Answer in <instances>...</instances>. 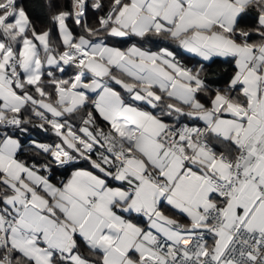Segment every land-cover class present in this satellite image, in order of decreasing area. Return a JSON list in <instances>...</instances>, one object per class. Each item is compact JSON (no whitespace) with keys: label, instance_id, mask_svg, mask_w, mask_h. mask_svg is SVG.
I'll return each mask as SVG.
<instances>
[{"label":"snow or ice","instance_id":"6c2138e0","mask_svg":"<svg viewBox=\"0 0 264 264\" xmlns=\"http://www.w3.org/2000/svg\"><path fill=\"white\" fill-rule=\"evenodd\" d=\"M44 8L0 0V264H264V0Z\"/></svg>","mask_w":264,"mask_h":264},{"label":"trees","instance_id":"16d2710c","mask_svg":"<svg viewBox=\"0 0 264 264\" xmlns=\"http://www.w3.org/2000/svg\"><path fill=\"white\" fill-rule=\"evenodd\" d=\"M20 2L25 3L26 8L29 11V15L31 16L34 22H36L37 24L41 26L47 22L48 13L46 9L44 8L45 0H20ZM53 34L55 36V29H53ZM134 42H135V39L133 38L131 41H128V42L121 41L117 43L116 46L126 48L127 46L130 45V43H134ZM162 43L167 44V42H162ZM145 47L151 50H156V48L152 44H147L145 45ZM171 48L172 50L176 51L177 57L182 59L186 64L196 66L197 61L192 56L188 55L183 50L177 49L175 45H171ZM215 61H216L215 63H211L208 66L207 72L209 73V75L206 77V79L210 81H220L231 75L233 68H234L233 64H229L225 62L224 60H220V59H215ZM216 86H222V85H218L214 83L213 87H216ZM34 138L37 140L45 139L43 136H35ZM24 143L26 147L29 146L26 140H24ZM21 158L25 160H30L31 153L25 152ZM70 174L71 172H68L64 176H60L59 178L66 179Z\"/></svg>","mask_w":264,"mask_h":264},{"label":"crops","instance_id":"0c3cea01","mask_svg":"<svg viewBox=\"0 0 264 264\" xmlns=\"http://www.w3.org/2000/svg\"><path fill=\"white\" fill-rule=\"evenodd\" d=\"M127 47H128V46H127ZM153 51H155V50H153ZM184 52H185V51H184ZM185 53H187V52H185ZM187 54L190 55V56H192L196 61L199 60V58H198V57H195L193 54H190V53H187ZM177 58L180 59L179 57H177ZM214 59L224 60L223 58H219V57L214 58ZM117 87H118V86H117ZM118 90H119V89H118ZM218 150H223V149H222L221 147L218 146ZM88 170H92V169L88 168ZM93 171H94V170H93ZM70 175H71V174H70ZM70 175H69V176H70ZM69 176H68V177H69ZM68 177H67V178H68ZM67 178H66V179H67ZM185 222H187V221L185 220ZM210 242H211V241H210Z\"/></svg>","mask_w":264,"mask_h":264},{"label":"built area","instance_id":"2783aa9c","mask_svg":"<svg viewBox=\"0 0 264 264\" xmlns=\"http://www.w3.org/2000/svg\"><path fill=\"white\" fill-rule=\"evenodd\" d=\"M179 60L181 61V63L185 64V65L188 66V67H194L193 65H188V64H186L182 59H179ZM209 242H210V238H209Z\"/></svg>","mask_w":264,"mask_h":264}]
</instances>
